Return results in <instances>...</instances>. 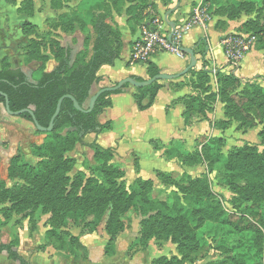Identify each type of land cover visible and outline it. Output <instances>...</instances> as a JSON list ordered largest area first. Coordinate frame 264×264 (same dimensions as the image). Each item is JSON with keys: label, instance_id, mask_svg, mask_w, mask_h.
I'll list each match as a JSON object with an SVG mask.
<instances>
[{"label": "rangeland", "instance_id": "1", "mask_svg": "<svg viewBox=\"0 0 264 264\" xmlns=\"http://www.w3.org/2000/svg\"><path fill=\"white\" fill-rule=\"evenodd\" d=\"M176 1L155 0V8L149 7L150 14L162 16L158 9L164 7L168 12ZM242 4L253 6L255 11L240 12ZM130 5L129 0H0V68L5 63L21 67L30 81H36L41 72L50 71L58 64L49 48L51 39L59 40L63 47L71 50L73 62L79 52H85V38L95 37L93 21L104 10L109 13L113 24L131 40V35L138 29V21L131 18ZM193 6L192 15L199 12L206 21L214 16L222 20L219 28L225 27L229 21L237 22L236 33L229 36L255 35L251 21L258 19L262 24L264 17V0H210L206 3L202 0ZM223 11L226 12L223 16L218 15ZM231 13H237V17L231 18ZM25 22L36 24L32 34L23 32ZM33 42L42 44L46 62L26 61L28 48ZM202 49V46L197 47L202 63L194 69L206 67L210 76L206 84L208 91L217 93L219 73L228 72L209 68L207 50L203 55ZM89 50L90 47L87 53ZM126 56L127 50L117 60V67L122 65ZM166 58L171 61L185 59L176 55H167ZM231 59L237 69L242 58L231 56ZM262 61L258 56L250 57L244 63L242 74L249 76L255 71L260 72L264 69ZM101 72L102 80L93 85L91 95L121 80ZM181 77L160 81L169 82ZM195 78L193 75L186 77V84L194 94H203L202 87L199 89L196 83L194 85ZM254 78L231 89V93L241 96L240 101L249 110L251 119L234 115L233 105L228 107L232 118H227L226 105L218 96L206 115L196 109L191 120L192 123L206 121L207 127L190 137L182 136L171 141L156 136L146 139L145 135L153 131L144 135L135 132L136 126L133 125L144 122L143 112L137 108L134 99L132 105L129 101L125 104L122 101L121 120L112 117L111 129L86 135L82 143H76L64 154L65 158L74 160V167L67 173L71 179L67 188L61 186L56 192L48 188L44 192L35 191L33 185L38 187V184L32 180L35 179L33 175L32 178L30 174H25L27 177L10 175L16 158L20 157L23 164L38 169L44 166L43 162L51 165L56 152L48 150L37 155L33 146L50 141L51 135L38 130L29 120L9 114L0 103V243H14L31 264H170L167 260L173 259H178L181 264H213L229 256L237 257L244 264H264V179L251 174L252 170L260 171L262 164L252 162L250 158L229 164L224 158L208 159L203 153L204 146H210L228 157L245 147L247 152L264 155V140L260 135L264 128V109L260 114V100L253 94L252 86L253 83L264 86V75ZM136 92L137 87L132 84L123 88V93L130 96ZM113 97L119 100V96L112 94V100ZM209 113L211 117L207 116ZM107 120L109 118L105 123ZM111 130L116 135H112ZM217 137L224 139L221 146L212 143ZM95 141L103 148L112 149L110 159L97 157L91 147ZM105 164L122 173H117L116 182L125 191H122L124 202L114 200L105 206L99 202H87L92 199L84 193L89 178L96 177L105 186L110 185L109 179L101 176ZM81 172L85 177L80 184ZM68 193L72 195L67 202H86V205L72 207L67 213L55 210L53 203L60 202V194ZM251 194H255L253 198ZM158 210L162 216L172 212L181 223L192 228L197 242L206 247L201 257L187 258L172 237H158L153 227L145 225L159 213ZM112 216L117 220L114 225L116 235L108 229ZM225 220L231 223H222ZM52 227L67 229L78 236L88 248L87 257L81 252L71 255L52 247L46 238V231ZM112 247L114 253L107 255V250ZM0 264L14 262L6 253H0Z\"/></svg>", "mask_w": 264, "mask_h": 264}, {"label": "trees", "instance_id": "2", "mask_svg": "<svg viewBox=\"0 0 264 264\" xmlns=\"http://www.w3.org/2000/svg\"><path fill=\"white\" fill-rule=\"evenodd\" d=\"M129 1L131 5L128 7V10L132 12L131 18L138 21V28L145 20H152L154 18V16L150 14L149 7L155 8V0ZM208 1L210 0H204V3ZM29 5L33 10V6L31 4ZM252 7L253 6L247 7L242 4L239 11L252 13L255 11ZM224 13L226 12H219L218 15L223 16ZM234 17H237V13H231V18ZM220 21L222 20H218L217 26L222 24ZM260 22L261 21L258 19L253 20L251 21V25L254 26L255 35L258 39L256 47L258 49H264V17L262 24H260ZM92 27L95 37L93 39L88 36L85 38L86 50L85 52L83 51L84 53L82 51L79 52L73 62L70 56L71 50L63 47L59 40L51 39L49 48L58 61V64L50 71L45 70L41 72L36 81H30L22 68H14L4 62V67L0 68V90L9 96L10 107L13 111L25 108L33 109L39 123L44 127H49L51 118L57 109L59 99L64 95H73L82 107L89 108L92 87L95 83L102 80V77L98 75L99 70L103 65H113L115 61L121 57L124 47L122 32L119 27L114 25L110 20L109 13L106 10L100 11L95 16ZM35 30L36 24L31 22H25L23 24L24 33L32 34ZM236 36V34H233L229 37L234 38ZM226 38H228V36ZM204 41V39H201L197 44V47H203V55H205L207 50L206 42ZM88 47H90L89 53H87ZM194 51L196 54V50ZM27 56V62L32 59L42 62H46L47 60V56L42 52V44L36 42H33L28 48ZM146 64L148 65L150 77L161 73V69L154 62L148 60ZM186 74L196 77L194 85L196 83V87H199V89L202 87L203 89H201L203 94H193L187 98L181 99L186 105L184 116L187 124L192 123L191 120L195 116L196 109H199L201 113L206 115L218 96L226 105L225 115L227 118H232L228 107L233 105L234 115L245 120L251 119L249 110L245 109L244 103L242 104L240 101L242 100L240 98L241 96L239 97L234 92L231 93V89L235 87L238 88L240 82L243 81L241 77L233 72H220L218 76L220 86L219 93H216L208 91L209 86H207V83L210 81V76L207 70H196L192 68ZM134 77L139 81L146 80L142 77ZM128 85L129 83H126L123 88ZM163 86L164 84L158 80L150 85L137 87V92L133 94L137 107L140 110L149 109L154 104L158 92ZM252 86L253 94L260 100L259 113L262 114V109H264V101L262 100L264 98V86L255 83H253ZM123 88L102 93L97 99L93 110L90 112L77 109L73 100L66 97L62 103L60 113L55 119L53 130L43 131L51 135V140L44 144L33 146L37 155H41L43 151L54 150L56 154L52 164L47 165L43 162V167L34 169L30 167L29 164H23L22 161H19L20 157H18L11 166L10 175L12 177H27L25 174H30L31 178L33 175L36 180L33 178L32 180L36 181L38 184V187L33 185L35 191L44 192V190L48 188L56 192L61 186L67 188L66 185L69 184L71 180L67 173L74 167V160L65 158L64 154L75 147L76 143H82L86 135L90 133L99 134L105 129L109 130L112 128L113 124L111 121L102 123L99 117L106 108L113 104L111 95L123 92ZM202 95L203 98H201ZM5 102L6 99L4 95H0V103L5 105ZM20 117L33 123V117L29 113H23ZM260 135L264 140V128L260 132ZM223 142L224 139L222 137H217L212 141V143H216L219 146H221ZM91 147L94 149L98 158L110 159L112 157L111 148H103L96 141L91 144ZM204 147L203 153L208 159H212L213 157H217L218 159L224 158L226 162L231 164L233 161L241 158H250L252 162L262 164L260 171L254 172L252 170L251 174L257 179H264V155L258 152H247V148L241 147L237 152L226 157L223 155L222 151L217 152L213 148H210V146ZM117 173L122 175V173H119L118 169L114 167L112 168L106 164L102 167L101 176L105 179H109L110 185L108 186H105L102 182L100 183L96 177L89 178L84 186V193L87 197L92 199L87 202H99V205L102 206L114 200L117 202H124L125 198L122 193L124 190L116 182ZM38 175L40 176L38 177ZM84 177V173H79L80 184L84 181ZM71 195L70 193L60 194L59 198L61 200L60 202H54L53 208H55V210H61V213H67L72 207L76 208L86 205V202H83V204H81V202H67L66 199L71 197ZM253 195L255 194H251L250 197L253 198ZM115 220L116 216H112L108 223V229L112 235L117 234V230L114 226L117 220ZM222 223L231 222L225 220ZM145 225L153 227L158 237H172V240L178 244L181 254L189 259L201 257L206 250L204 245L197 242L192 228L181 223L172 212L167 214V216H162L161 211H159L151 220L145 222ZM46 238L49 244L59 251H65L71 255L81 252L85 258L88 255L87 246L78 236L67 229H58L56 227L49 228L46 231ZM111 249L112 250H107V255H112L114 253L113 247ZM0 253H6L14 264H31L12 242L0 243ZM167 261L170 264H181L178 259ZM213 264L244 263L235 256H229Z\"/></svg>", "mask_w": 264, "mask_h": 264}, {"label": "crops", "instance_id": "3", "mask_svg": "<svg viewBox=\"0 0 264 264\" xmlns=\"http://www.w3.org/2000/svg\"><path fill=\"white\" fill-rule=\"evenodd\" d=\"M201 1L202 0H186V3H184L183 0H177L174 4H172L173 5L171 7L172 12L169 14L170 21H173L175 19L178 20L179 22L186 20L189 16L192 15V11L194 9L193 5L199 4L201 3ZM158 11L163 15H166L167 13L165 12L164 7L158 9ZM217 22H218V18L215 16L211 17L209 21L203 20V22L190 27L183 35V46L187 48H193L194 50H196V56H197L196 65L199 66L202 63L200 60L199 51L197 50V44L201 39H204L207 47L206 59L208 60V64L211 65L209 66V68L216 67L220 70L227 71L228 73L230 71H233L237 76L241 77L243 81L252 80L255 79L254 77L256 76L264 75V69L258 73L257 71H255V73L249 76H244L242 74L244 63L247 62L250 59V57L253 58L258 56L261 59V61L262 58H264V49H258L257 47L247 52L239 61L238 68L237 69L234 68L235 66L233 65L234 64L233 61H231V59L225 52L224 38H226L227 36L229 37L231 33H236L234 28H236L238 23L229 21L225 27L219 28L217 26ZM138 32L139 29H137L136 32L133 35H131L132 38L131 40L125 34L122 33L123 41H124V47L122 53L125 50H127V56L125 57L124 62L119 67H117V63H116L118 59L115 61L113 65H103L98 72L99 76H100V72L102 71L103 73H108L109 75H111V77H115L121 80L126 76L127 77L138 76L144 79L150 78L148 72V65L146 63H131L129 59L132 44L134 39L137 37ZM214 42L216 45H214ZM167 55L175 57L174 54L169 52H156L152 56L150 61L154 62L161 69V72H165L168 74H177L181 72L192 61L191 55L189 53L188 55L185 54V56L183 57L185 59L179 61H171L168 58H166ZM14 68H21V67H14ZM263 68H264V62H263ZM203 69L206 70V67H203ZM189 76L191 75L185 74L183 75V77H181L178 80H170L169 82H162L164 86L159 90L154 104L147 110H140L137 107L140 111L143 112L142 121L144 122L141 123L138 122L133 125L136 126L135 132L139 133L140 135L142 134L144 135L153 131V133H149L148 135H145L146 136L145 138L147 139L149 136H156V138L162 139L163 141H167V140L171 141L172 139L176 140L182 136L186 138L190 137L195 133H199L201 129L207 127V122L203 120L196 121L195 123H191V124L186 123L184 116L186 105L181 99L187 98L188 96L194 94L189 89L188 84H186V77ZM163 93H165L164 97H162ZM114 95L119 96V98H117L119 100H116V98L113 97L112 100L113 104L110 107H108V110L107 111L105 110L99 117L102 123H105V120L109 118V120H107L106 122L111 121L113 124V121L110 120L112 117H113L112 119L117 120L118 118L121 120L122 117L121 114L123 113V105L127 103V101H129V103H131L132 105V100L134 99L133 95L130 96L127 93L124 94L123 92L113 94V96ZM122 101H124V104L122 103ZM3 106L5 107L4 104ZM216 107H218V104L216 105ZM131 108L133 109L134 107L131 106ZM218 109L219 111H221L220 107H218ZM134 111L135 109L133 110V112ZM211 115L212 114L210 113L207 114L208 117H211ZM182 128H184V130L181 132ZM181 133L183 135H181ZM111 134L116 135V132L114 133L111 130Z\"/></svg>", "mask_w": 264, "mask_h": 264}, {"label": "built area", "instance_id": "4", "mask_svg": "<svg viewBox=\"0 0 264 264\" xmlns=\"http://www.w3.org/2000/svg\"><path fill=\"white\" fill-rule=\"evenodd\" d=\"M201 15L196 12L181 22L178 20L168 21L165 15L145 20L138 28V35L133 41L130 62L146 63L156 52H169L178 57H184L186 52L181 48L183 35L193 25L203 22L204 19ZM170 22L175 23L174 28ZM256 41L255 35L242 34L234 38L228 37L224 39L225 52L230 59L231 56L242 58L248 50L256 45ZM231 61L233 60L231 59Z\"/></svg>", "mask_w": 264, "mask_h": 264}, {"label": "water", "instance_id": "5", "mask_svg": "<svg viewBox=\"0 0 264 264\" xmlns=\"http://www.w3.org/2000/svg\"><path fill=\"white\" fill-rule=\"evenodd\" d=\"M172 12V10L168 11L166 13V19L168 21L169 20V14ZM172 27L174 28L175 26V23L174 22H170ZM182 50L186 53H189L191 55V63L184 69L182 70L181 72L177 73V74H168V73H165V72H161L153 77H150L144 81H139L137 80L134 76H128V77H125L123 78L122 80H120L116 85H113V86H106V87H103L101 88L100 90H98L95 94L91 95L90 97V100H89V108H85V107H82L79 102L77 101V99L73 96V95H64L62 96L60 99H59V102H58V105H57V109L54 113V115L52 116L51 118V121H50V125L49 127H44L42 126L36 115H35V112L33 109H30V108H25V109H21V110H17V111H13L10 107V99H9V96L4 93L3 91L0 90V95H4L5 99H6V102H5V107H6V110L9 114L11 115H14V116H20L22 115L23 113H29L32 115L33 117V124L36 126V128L38 130H41V131H52L53 128H54V125H55V119L56 117L58 116V114L60 113V110H61V106H62V103L64 101V99L66 97H69L73 100L74 102V105L77 109L79 110H82V111H86V112H90L93 110L94 106H95V103L97 101V99L99 98V96L106 92V91H115V90H118V89H121L123 88V86L126 84V83H129V84H132L136 87H144V86H147V85H150L152 84L153 82L155 81H158V80H162V79H175V78H178V77H181L183 75H185L190 69L194 68L197 64V56L195 54V51L193 48H187V47H184L182 46L181 47Z\"/></svg>", "mask_w": 264, "mask_h": 264}]
</instances>
